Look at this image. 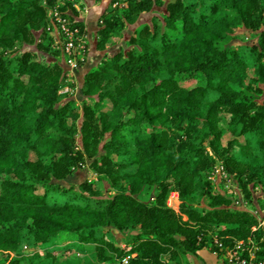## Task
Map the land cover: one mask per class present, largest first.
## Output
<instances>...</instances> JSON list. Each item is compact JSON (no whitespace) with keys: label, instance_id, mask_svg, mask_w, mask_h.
Listing matches in <instances>:
<instances>
[{"label":"trees","instance_id":"obj_1","mask_svg":"<svg viewBox=\"0 0 264 264\" xmlns=\"http://www.w3.org/2000/svg\"><path fill=\"white\" fill-rule=\"evenodd\" d=\"M74 4L0 0V264H69L55 252L72 247L111 264H184L217 252L215 238L250 239L264 259V209L237 205L264 200V0H111L79 104L64 40L48 31L58 9L86 34ZM156 9L128 49L108 52ZM85 166L98 179L67 187Z\"/></svg>","mask_w":264,"mask_h":264},{"label":"rangeland","instance_id":"obj_2","mask_svg":"<svg viewBox=\"0 0 264 264\" xmlns=\"http://www.w3.org/2000/svg\"><path fill=\"white\" fill-rule=\"evenodd\" d=\"M111 0H102L101 3L102 5H100V8H105L107 6H109V2ZM75 3H77L76 5L78 6V11H80L79 13H82L83 9L82 6L86 3L85 0H75ZM76 7V6H75ZM102 8V9H103ZM116 10V12H118V8H114ZM113 9V10H114ZM100 10V9H99ZM122 11V10H121ZM163 12V9H156V12L154 13H150V14H146L143 15L139 18V20L137 21V23L135 25H133L132 27H128L125 29V34L123 38H114L111 40L108 49H109V53H115L121 49H128L127 46V40L129 39V37L136 31V29L143 25V24H147L150 23L151 19L153 16L155 15H160ZM99 21H97L95 23V26H93V34L89 29V32L94 36V40H91L90 43L88 42V49L86 50V53L84 54L83 58L76 64V67L71 69L69 67V74L67 77V81H66V85L67 87L65 88V91H69L70 93H74V98L76 99L77 103L79 104L83 95L81 94V82L83 81L85 75L87 74V72L90 71V69H92L94 66H96L97 64H99L102 61V57L104 56L105 52H98L96 50V33L97 30L99 28L98 26ZM89 27V26H88ZM90 28V27H89ZM85 33H87L85 31ZM109 106H111L110 102H107ZM31 159L35 160L37 157L31 153L30 154ZM219 174H216L215 177H217ZM218 178V177H217ZM97 180L98 176L95 175L87 166L76 170L73 172V174L64 181V183L66 184L67 187L70 186H77L78 184L82 183L85 180ZM220 180V178H219ZM219 180H216V185H215V190L216 191H220V192H226L231 194L232 191H230L228 188V186H224L222 183L219 182ZM103 188L107 189V184L102 183ZM235 188H237L235 186ZM101 191V190H100ZM237 192V191H236ZM102 194L108 196L110 193L107 194V192L105 193V191H101ZM153 193L154 191L152 189H147L145 190V192L142 194V199L144 200H151L153 198ZM174 194H172L170 196L169 199V205L174 208L175 210H179L180 207V200H179V196H177L175 194V196H173ZM254 205L247 203L245 201H243V199L241 198V201L239 200L237 205L241 208H245L248 209L251 212H255L257 209H264V200L263 199H255L254 200ZM116 237H117V242L119 245L123 246V242L122 241V236L119 235L118 233H115ZM74 243V240L71 238H67V237H63L61 236L59 238V244L61 245V247H63L64 245H68ZM56 258L60 261V262H64V263H69V264H111L109 262H103L100 257L98 256V254L96 253V251L92 248H90L87 251H83L81 249H78L76 247H72L66 250H60L58 252H55ZM207 255L209 256V261L212 262V264H220L217 259H215L214 255L207 253ZM13 257V255L11 256ZM1 258V255H0ZM193 258H183V263L184 264H191ZM208 261V259L206 258V262ZM29 262H32L31 260L29 261H25L23 262V264H29ZM199 262V261H198ZM42 264H53L52 259L50 258H45L42 262ZM209 264V263H208Z\"/></svg>","mask_w":264,"mask_h":264},{"label":"built area","instance_id":"obj_3","mask_svg":"<svg viewBox=\"0 0 264 264\" xmlns=\"http://www.w3.org/2000/svg\"><path fill=\"white\" fill-rule=\"evenodd\" d=\"M75 7V5H74ZM124 5L116 2L113 8H121ZM79 10V9H78ZM88 12L87 9H83ZM55 27H49L48 31L54 37L56 43L64 40L63 53L66 56L68 65L71 69L83 58L88 45V37L81 33V29L74 26L67 14H61L55 9L51 14ZM84 59V58H83ZM216 174L222 175V169L217 168ZM222 177V176H221ZM175 196L176 193H173ZM178 196V194H176ZM264 225V220L260 226ZM215 245L218 251L214 254L220 259L222 264H264V259L258 254L259 247L252 240H238L231 245H226L218 238H215ZM131 257L127 256L122 264H127Z\"/></svg>","mask_w":264,"mask_h":264},{"label":"crops","instance_id":"obj_4","mask_svg":"<svg viewBox=\"0 0 264 264\" xmlns=\"http://www.w3.org/2000/svg\"><path fill=\"white\" fill-rule=\"evenodd\" d=\"M102 0H85V4L82 6V9H87L88 12H84L82 11V13H79L80 11H78V13L80 14L79 19L81 21H83L84 26H85V31L87 32L86 35L88 37V42L90 43L91 40H94V36L92 35V28L93 26H95V23L97 21H99L100 17L102 16V14L104 13V11L106 10L105 7L100 8V5H102L101 3ZM77 3H75L74 5L76 6L75 9L78 10V6L76 5ZM100 9V10H99ZM90 28H89V27ZM92 32V34L89 32ZM97 35V34H96ZM207 253L214 255L215 259H217V261L221 263L220 259L212 252L208 251V250H203L200 252V257L199 258H193L191 264H212L211 261H209V256L207 255ZM206 258L208 259V261L206 262ZM199 261V262H198Z\"/></svg>","mask_w":264,"mask_h":264}]
</instances>
